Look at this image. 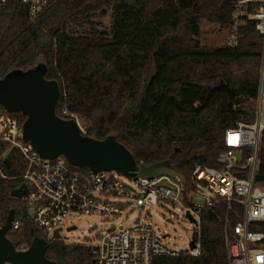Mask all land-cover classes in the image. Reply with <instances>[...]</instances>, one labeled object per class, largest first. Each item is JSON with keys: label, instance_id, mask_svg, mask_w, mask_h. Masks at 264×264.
<instances>
[{"label": "trees", "instance_id": "1", "mask_svg": "<svg viewBox=\"0 0 264 264\" xmlns=\"http://www.w3.org/2000/svg\"><path fill=\"white\" fill-rule=\"evenodd\" d=\"M233 6L234 0H49L32 23L21 0H6L0 77L44 63L46 78L60 86V117H70L64 108L81 115L90 122L86 135H114L139 164L169 161L189 186L197 165L218 166L225 130L251 119L256 106L263 38L254 22L239 26L235 46L204 47L198 38L204 20L229 25ZM108 10L110 31H87L96 12ZM10 114L24 123L21 112ZM0 155V214L5 221L14 210L22 219L20 231L8 235L15 248L41 237L56 264H90L87 243L47 238L34 226L24 200L11 196L24 182L26 160L4 141ZM260 159L264 180V138ZM226 209L220 203L203 211L201 255H159L153 264H230L219 218Z\"/></svg>", "mask_w": 264, "mask_h": 264}, {"label": "built area", "instance_id": "2", "mask_svg": "<svg viewBox=\"0 0 264 264\" xmlns=\"http://www.w3.org/2000/svg\"><path fill=\"white\" fill-rule=\"evenodd\" d=\"M21 2L26 5L32 23L38 21L49 5V0ZM248 21L254 22L263 38L259 87L252 118L239 120L225 130L218 166L197 165L189 186L182 178L167 174L149 178L134 171L122 177L117 170L95 172L73 165L63 155L44 158L30 141L24 140L23 123L0 107V141L7 142L9 150L18 149L27 163L22 174L27 191L22 199L34 226L47 238H53L58 230L61 238V229L68 224L73 226L71 212L98 215L108 225L97 231L94 243H87L91 247L90 264H153L159 255H201L202 213L215 210L221 203L227 208L226 216L221 214L219 218L224 223L230 264H264V180L259 179L264 138V0H234L233 27L237 29ZM237 35L235 30L233 36ZM62 112L75 118L81 132L86 134L75 114L67 108ZM135 200L144 207L161 202L180 205L188 219L189 213L194 219H189L194 229V243L190 249L181 251L169 246L147 220H136L121 229L120 219L128 217L127 207ZM230 214L238 216V220L233 221ZM5 222L0 214V227ZM21 226L22 219L14 217L7 235L20 231ZM27 249L22 245L19 251Z\"/></svg>", "mask_w": 264, "mask_h": 264}, {"label": "water", "instance_id": "3", "mask_svg": "<svg viewBox=\"0 0 264 264\" xmlns=\"http://www.w3.org/2000/svg\"><path fill=\"white\" fill-rule=\"evenodd\" d=\"M46 65L38 63L27 70H14L0 77V104L10 113L21 112L25 116L23 123L24 140L30 141L44 158L63 155L76 166H87L95 172L117 170L126 175L139 171L142 176L153 178L173 173H159L157 166L163 162L146 165L138 163L129 149L114 135L96 139L83 134L75 118H62L56 113L60 95L57 80L47 79ZM27 191V184L22 183L11 191V196L22 198ZM189 219L194 221L188 213ZM15 211L8 213L4 226L0 227V264H56L45 252L47 240L34 239L26 251L15 248L8 232L12 226ZM171 221V219H168ZM75 226L69 227L74 229ZM53 238H59L56 230Z\"/></svg>", "mask_w": 264, "mask_h": 264}, {"label": "rangeland", "instance_id": "4", "mask_svg": "<svg viewBox=\"0 0 264 264\" xmlns=\"http://www.w3.org/2000/svg\"><path fill=\"white\" fill-rule=\"evenodd\" d=\"M94 24H87V31L92 29H100L110 31L111 28V10H108L107 15H102L101 11L96 12L92 18ZM238 31L236 37L233 36L234 31ZM81 34V30L76 32ZM239 27L235 29L233 24L222 26L215 22L204 20L201 24V35L198 37L200 44L204 47L215 46H235L239 37ZM82 124V127L87 134L90 122L81 115L75 114ZM159 173H173L172 165L169 161H165L157 166ZM122 177L124 174L120 173ZM183 180V178H182ZM184 181V180H183ZM186 184V182L184 181ZM124 201H129L127 198H122ZM180 207L181 209H177ZM127 212H130L128 217L120 219V228L126 229L131 226L136 220H147L160 232L163 241L175 249L186 251L193 245V225L185 215L184 209L180 205L176 206L169 202H161L159 205H150L144 207L142 203L135 200L127 207ZM72 220L74 229H68L69 224L65 225L60 231V239L66 243H94L95 236L98 230L108 225L107 221L101 216L94 214H85L81 212H71L69 215ZM168 219H171L169 221ZM90 225H94L92 228ZM165 235V236H164Z\"/></svg>", "mask_w": 264, "mask_h": 264}]
</instances>
